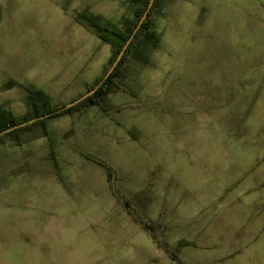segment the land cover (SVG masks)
Returning <instances> with one entry per match:
<instances>
[{
    "label": "rangeland",
    "instance_id": "rangeland-1",
    "mask_svg": "<svg viewBox=\"0 0 264 264\" xmlns=\"http://www.w3.org/2000/svg\"><path fill=\"white\" fill-rule=\"evenodd\" d=\"M85 9L121 24L134 5L0 0V104L18 118L26 87L68 104L105 73L112 48L76 20ZM163 10L161 47L150 66L126 63L108 112L0 144V264H181L163 246L181 239L185 264H264V242L249 245L263 218L249 212L264 191V0Z\"/></svg>",
    "mask_w": 264,
    "mask_h": 264
},
{
    "label": "trees",
    "instance_id": "trees-1",
    "mask_svg": "<svg viewBox=\"0 0 264 264\" xmlns=\"http://www.w3.org/2000/svg\"><path fill=\"white\" fill-rule=\"evenodd\" d=\"M126 1L134 5V10L131 15H127L122 18L121 24L114 23L112 20L104 17L101 14L92 13L88 9L78 12L76 15V20L80 24L92 31L102 41L110 44L112 48V55L108 65L105 68V73L88 88V91H90L98 84H101L96 92L70 108L58 111L44 119L37 120L26 126H22L1 134L3 130L9 127L15 126L38 116L46 115L67 105H53L52 97L49 93L39 88L26 87L28 94L25 98V101L30 107V112L25 117L18 118L9 108L6 107L5 104H0V144H5L12 141L17 145H22L24 142L29 140L31 131H38L37 135L49 137L50 132L47 123L51 118L60 116L62 114H73L77 111H80L82 108L99 105L102 107V109L108 112L109 109L105 106L104 99L109 94L116 93L122 89V80L127 76L128 68L126 67V63H135L139 68L151 65L153 52L156 49H159L162 44V32L158 31L156 28L155 20L164 11L163 9L168 0H154L151 8L148 11L146 19L134 34L133 39L127 46L125 53L116 69L108 78L105 79L106 73L115 62L120 51L124 48L130 37L133 35L134 30L138 26L150 3V0ZM18 84V81L11 79L6 84H4V86L11 88ZM153 223L150 222L151 227H154ZM191 243L192 242L186 239H181L175 246H169L168 244H164L163 246L173 260L178 261L181 264H185L180 257V252L183 247Z\"/></svg>",
    "mask_w": 264,
    "mask_h": 264
},
{
    "label": "water",
    "instance_id": "water-1",
    "mask_svg": "<svg viewBox=\"0 0 264 264\" xmlns=\"http://www.w3.org/2000/svg\"><path fill=\"white\" fill-rule=\"evenodd\" d=\"M153 2H154V0H150L149 6H148L146 12L143 14V16H142V18H141V20H140L138 26H137L136 29L134 30L133 35L130 37V39L128 40V42H127L126 45L124 46V48L120 51V53H119V55L117 56L115 62L113 63V65L111 66V68L109 69V71L106 73V75H105V79L108 78V77L112 74V72L116 69L117 65L119 64L120 60L122 59V57H123V55H124V53H125V50H126L127 46L129 45V43H130L131 40L133 39L134 34L136 33V31L139 29V27L142 25V23H143L144 20L146 19L147 15H148V11H149V9L151 8ZM100 85H101V84H98L95 88H93L92 90L88 91V92L85 93L83 96H81V97L77 98L76 100H74V101L68 103L67 105L61 107V108L58 109V110H55V111H53V112H51V113H48V114H46V115H42V116H38V117L32 118V119H30V120H28V121H25V122L19 123V124L15 125V126L9 127V128H7V129L3 130V131L1 132V134H2V133L9 132V131H11V130H13V129H16V128H19V127H22V126H26V125H28V124H31V123L37 121V120L44 119V118H46V117H48V116H50V115H52V114H54V113H56V112H58V111H62V110H65V109H67V108H70V107L76 105L77 103H79L80 101H82L83 99H85L86 97H88V96L94 94Z\"/></svg>",
    "mask_w": 264,
    "mask_h": 264
},
{
    "label": "crops",
    "instance_id": "crops-1",
    "mask_svg": "<svg viewBox=\"0 0 264 264\" xmlns=\"http://www.w3.org/2000/svg\"><path fill=\"white\" fill-rule=\"evenodd\" d=\"M260 173L264 174V170H263V172H260ZM257 177H255L256 183H264V176L258 175ZM253 201H254L255 205L253 207V211H250L249 214L250 215H260V216H263V218H262V220L260 217L257 219V225L255 227V230L253 231L251 239L249 240V245L250 244H256L257 241H263L264 242V191L262 193H260V192L256 193L253 196ZM258 258H259L258 256H254L253 258L248 257L249 260L248 259H242L241 262H246L247 264H254V262H259ZM252 259L254 260V262ZM260 259H262V261L264 263V256H263V258H260Z\"/></svg>",
    "mask_w": 264,
    "mask_h": 264
}]
</instances>
